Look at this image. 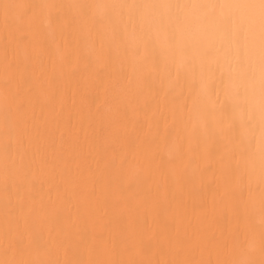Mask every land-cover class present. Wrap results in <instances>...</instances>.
I'll return each mask as SVG.
<instances>
[{
	"label": "bare ground",
	"instance_id": "1",
	"mask_svg": "<svg viewBox=\"0 0 264 264\" xmlns=\"http://www.w3.org/2000/svg\"><path fill=\"white\" fill-rule=\"evenodd\" d=\"M0 264H264V0H0Z\"/></svg>",
	"mask_w": 264,
	"mask_h": 264
}]
</instances>
